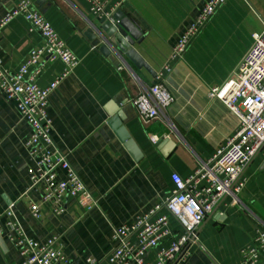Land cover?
Here are the masks:
<instances>
[{"label":"crops","instance_id":"0c3cea01","mask_svg":"<svg viewBox=\"0 0 264 264\" xmlns=\"http://www.w3.org/2000/svg\"><path fill=\"white\" fill-rule=\"evenodd\" d=\"M20 1L0 0V21ZM27 1L80 61L49 97L50 149L79 175L91 207L65 197L62 215L45 204L41 219L32 217L29 202L40 203L43 190H30L33 161L25 143L31 127L0 92V264H23L7 237L10 206L29 237L55 238L71 264H108L115 228L163 206L174 188L172 176H192L236 133L238 117L210 93L229 79L253 36L264 31V0H227L180 60H172L173 48L209 0H128L109 21L94 18L86 0ZM115 33L128 48H120ZM42 42L22 17L0 26L3 67L18 71ZM165 67L170 71L158 81ZM62 71L61 62L47 63L38 84L47 87ZM157 82L173 102L159 119L144 124L132 100ZM120 131L135 144L138 160ZM152 135L158 137L155 144ZM244 181L240 193L225 196L205 219L184 264H240L241 249L264 230V154L247 167ZM161 214L169 217L173 236H181L176 219L165 210ZM148 260H155V252Z\"/></svg>","mask_w":264,"mask_h":264},{"label":"built area","instance_id":"2783aa9c","mask_svg":"<svg viewBox=\"0 0 264 264\" xmlns=\"http://www.w3.org/2000/svg\"><path fill=\"white\" fill-rule=\"evenodd\" d=\"M227 0H209L195 20L180 37L172 51V60H180L192 41L199 35L217 10ZM89 13L97 20H111L122 11L128 0H86ZM22 17L30 32H37L42 45L29 54L27 61L16 72L3 67L0 58V92L16 104L21 117L31 127L25 143L33 161L30 170V190L42 188L40 203L29 202L33 218L41 219V205H49L52 213L62 215L66 209L65 197L79 201L85 208L91 207V196L76 171L65 156L50 149L51 121L48 116L49 97L58 85L80 64L50 23L30 1H20L0 21L3 26ZM115 22V25L119 24ZM253 46L229 79L221 86L213 87L210 97L219 100L239 119L236 133L227 139L212 156L189 178L172 176L171 195L163 206H156L132 225L115 228V246L109 253L108 264H184L189 257V246L205 219L214 212L218 203L227 195L240 193L245 185L244 174L259 154H264V31L253 36ZM61 62L63 71L47 87H41L38 79L47 63ZM157 75L161 80L165 72ZM173 102L168 90L157 82L144 88L132 100L144 124L159 119ZM155 144L158 137L152 135ZM60 173H64L61 176ZM176 219L183 230L173 236L169 217ZM8 239L18 247L23 264H71L55 238L38 241L29 237L14 218L13 207L5 213ZM164 243L167 247H161ZM155 252V260L148 256ZM240 264H264V230L259 228L253 241L241 249Z\"/></svg>","mask_w":264,"mask_h":264},{"label":"water","instance_id":"95a60500","mask_svg":"<svg viewBox=\"0 0 264 264\" xmlns=\"http://www.w3.org/2000/svg\"><path fill=\"white\" fill-rule=\"evenodd\" d=\"M120 36L121 35L119 33H115V36H114L116 39H119L121 41L122 47H120V48H125V47L128 48L129 47L128 44H126L125 41H123V39ZM111 125L114 128H117L118 127V120L116 118H114L113 121L111 122ZM120 135H121L122 140L125 141V147L128 149V151L130 153H132L135 156V159L138 160L140 158V154L138 153L137 148H136L135 144L133 143V141L128 139V137L124 131H120Z\"/></svg>","mask_w":264,"mask_h":264}]
</instances>
